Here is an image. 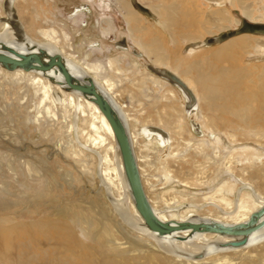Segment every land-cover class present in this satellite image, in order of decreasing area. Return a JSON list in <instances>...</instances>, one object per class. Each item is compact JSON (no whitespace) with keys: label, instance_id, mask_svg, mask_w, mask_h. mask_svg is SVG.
<instances>
[{"label":"rangeland","instance_id":"rangeland-1","mask_svg":"<svg viewBox=\"0 0 264 264\" xmlns=\"http://www.w3.org/2000/svg\"><path fill=\"white\" fill-rule=\"evenodd\" d=\"M162 1L15 0L13 7L25 34L49 42L42 30L55 31L59 50L78 63H100L102 70L97 76L111 78L115 83L113 93L124 102L131 118L130 128L141 132L135 143L136 154L142 158L145 190L160 211L176 219L189 213L233 222L238 213L237 203L238 209L239 202L245 201L255 211L259 205L255 192L259 190L264 196V133L260 135L237 125L232 129L237 133L235 139L223 125L221 131L209 132L207 116L220 124L219 113L207 111L203 101L196 111L186 113V98L181 90L152 68L170 70L171 67L178 72H188L190 83L197 90L195 72L191 73V68L194 66L196 70L203 60L215 63L216 58L211 54L221 45L203 41L223 31H234L245 20L264 24V0H242L245 9L253 12V20L242 14L239 0H217L223 4H212L209 0H164L166 7L177 10V27L183 26V32L187 33V38L178 37V40L169 36L162 18L150 9L151 4ZM137 5L144 7L149 16ZM218 8L226 9L230 16L220 29L207 20ZM130 10L138 14L137 25L141 27L133 34L134 39L139 36L147 50L131 38L124 17ZM7 18L9 2L0 0V32L7 27ZM240 34L248 36L249 53L236 56V67H243L245 72L264 65L263 53L256 51L261 45L257 43L258 37L264 34ZM152 40L162 45L161 50L157 48L164 56L162 63L154 61L157 50L148 48ZM195 40L200 43L193 47L191 43ZM120 43H125V48ZM110 59H115L114 65L117 64L120 71L112 69ZM251 72L254 78L257 74ZM250 75L244 74L245 84ZM153 76L159 77L160 83L152 80ZM16 79L4 67L0 71V221L8 218L15 221L14 224H26L59 214L67 216L66 221L71 223L74 232L88 244L97 245V242L90 237L84 239L81 221L88 232L92 230L93 236L102 234V226L108 222L119 233H125L131 242H141L136 237L137 231L132 230L134 226L120 221V212L115 209L127 195L120 179L111 180L101 174V152L113 139L102 130L101 134L108 136L106 145L98 148L87 141L88 133L95 132L92 122L99 125L100 119L95 120L89 107L83 115L73 105L65 104L61 94H54L53 101L43 100L38 85L27 76ZM220 115L228 121L235 120L231 114ZM180 117L184 127L177 133L173 125ZM164 123L173 127L166 129ZM154 124L166 129L163 132L170 141L165 145L158 135L148 131ZM114 165L117 166L116 158ZM220 193L231 200V206L222 201L212 203L210 196ZM166 198H172V203L168 205ZM128 206L132 214L130 204ZM121 223L133 231L132 236L123 231ZM145 247L140 250L154 249L159 253L155 247L148 244ZM106 249L103 251L111 252ZM244 251L227 253L237 262L247 258L248 253Z\"/></svg>","mask_w":264,"mask_h":264},{"label":"bare ground","instance_id":"bare-ground-1","mask_svg":"<svg viewBox=\"0 0 264 264\" xmlns=\"http://www.w3.org/2000/svg\"><path fill=\"white\" fill-rule=\"evenodd\" d=\"M14 1L15 0H8L9 19L7 18V27H5L4 31L0 32V41H6L12 46L18 48L20 51L29 50L32 48L30 46L31 44H36L40 47H46L49 51L60 52L61 50H59L57 40L54 38L55 31H49L46 29L42 30L43 35L48 38L49 42L38 41L25 34L22 29L23 25L21 26V22L15 18L13 7ZM209 1H211L212 4L215 2L218 4H223V1ZM135 2L136 1H134V3ZM164 3L165 1L163 0L161 3L158 2L156 4H151L150 9L154 12V14L158 13L157 15L162 18L163 22L165 23L164 27H166V29L169 31V36L172 37L173 40H178V37L187 38V33L183 32L184 27H177V19L179 18L177 10L166 7ZM239 3L240 8H243L242 14L248 17V20H253L254 17L251 15L253 12L245 9V7L242 5V0H239ZM137 7L146 16H149L147 10L144 7L139 5H137ZM130 11L126 12L124 17L127 19V24L132 36L131 38L134 39L136 36L133 34L139 31L141 27L137 25L139 22V19L136 18L138 14H136V12ZM208 16L210 17L207 18L208 22L219 29L221 28V25H223L224 21L230 20L228 11L223 8L213 10V13ZM18 34H22L23 38L21 37V39H18ZM261 34L263 35L264 33ZM215 37L218 39V36ZM263 37H258L259 41H257V43L261 42V45H258L256 51L258 53H263L264 55ZM247 39L248 36L246 34H238L220 41L217 40V43H221V45L215 48V51L211 54L214 56V58H216L215 63L212 61L203 60L201 66H196V70L194 66L191 68L190 72H195L194 75L198 85L197 90L192 87L190 83L191 75H189L188 72H178L175 70V68L171 67L170 70L169 68H163L165 70L164 75L168 76V73H171L172 77L168 76L170 79L169 80L167 77L161 76L174 86L178 87L182 94H184L186 98V104H188V106L185 108L186 113L191 114L196 111L198 104L203 101L205 109L214 114L219 113L217 116L221 120V122L219 121V124L213 122V119L215 118H210L207 116V126L209 128V132L217 133V131L227 128L228 135H230L233 139L237 137V133L232 132V129L236 125L254 133L258 132L260 135H263L264 133V65H256L252 68L253 72L257 74L253 78V73L251 72L252 70H247L244 72L243 67H236L235 64L237 55L249 53V46L246 44ZM207 40H204L203 43L209 44ZM134 41L143 47V43H141L143 41L139 36L137 39H134ZM199 43L200 41L198 42L195 40V42H192L191 44L193 46ZM120 44L121 47L125 48V44ZM148 48L151 51L157 50V48L161 50L162 45L160 42L152 40L148 45ZM160 50H157V53H155L156 55L154 61L156 63H162L164 59V56L160 55ZM65 57L68 59L69 66L75 76L80 77L87 73L92 75L96 79L99 86L103 88L104 92L110 96V99L113 102L114 107L117 109L119 115H122V117L125 119L129 134H131L132 143L136 154L135 143L137 141L138 135H140L141 132H133L134 130L132 131L130 128L129 120L131 118L125 111L124 102L120 97L118 98L113 93L115 83L111 81V78L105 77L101 79L97 76L99 70H102V65L100 63L96 64L91 62L82 64L78 63L67 55H65ZM114 60L110 59L108 63L112 69L114 68L115 70L120 71V67H118L117 64H115L116 66L114 65ZM223 62H227L230 65H224ZM154 68L157 69L158 67ZM2 70L3 68L0 65V71ZM11 74L12 76H16L18 80L24 78L25 76L32 79L34 83L38 85L37 87L42 93L41 98H43V100H46L47 98L52 100L54 94H61V101H63L65 104L73 105V108L80 110L83 115H86V109L89 107L92 110L93 116H95V120L97 118L100 119L99 125H97V122L95 123V121H93L92 124L90 123L95 132L92 134L88 133L89 135L87 141L90 142V145L92 144V146H97L99 148L107 144L108 136L113 139V143L105 147L102 151L103 153L101 152V174L106 175L111 180H113V178L114 180L116 178L120 179V182L123 185L127 195L125 197L126 199H123L122 202L115 206V209L117 210V213L118 211L120 212V221L131 224V227L132 225L134 226L132 230L137 231L136 237H138L141 242L135 240L131 242L125 233H119V231H117L114 226L110 227L108 222L102 226L104 227L102 228L103 230L101 229L102 234H100V232L99 234H95L96 236L90 234L92 230L88 232L87 226L83 224L84 222H79L84 239L90 237L94 242H97V245H91L88 244L86 240L84 241L80 239L81 237H79L76 232H74L71 223L66 221L65 217L67 216H59L58 214V216L55 218L46 217L40 221L26 224H14L15 221L7 218L0 221V264H264V227L259 229L257 232H254L249 237L248 242L243 246H239V248L225 246L224 244L226 242L234 239L236 240L238 238L221 233L218 234L203 231L193 233L192 230L185 229L172 234L160 236L157 232L151 231L146 226L143 217H141L139 212H137L135 209L134 199L132 192H130L127 178L124 173L122 156L119 152L115 135H113L109 121L107 120L106 116L103 115L101 110H99L98 106L89 98L80 94V92L66 91L62 86L49 79V77L52 75H54V77L57 79H61L62 76L59 73L54 74V72L51 71L45 74L40 72L25 71L22 69L11 71ZM244 74H251L250 76L252 79L250 78L248 84H245V81L243 80ZM173 76L178 78L180 82L175 83ZM153 79L157 84L160 83L159 77L153 76L152 80ZM244 85H246V88H243ZM221 113L231 114L235 120L228 121L227 118L225 119L220 115ZM222 125L223 128L221 129ZM151 126H149L148 131L154 135H158L157 137L165 145L170 141V138L166 136L163 131L174 126L175 132L179 133V130L184 127V120L180 117L178 122L176 121V124L173 126H167L166 123H164L163 126L166 127L165 130L164 127L160 125L154 124ZM102 130L108 136L101 134ZM196 130L198 131V129ZM136 157L138 160L140 173H142L141 155L139 156L136 154ZM115 158L117 160V166L114 165ZM142 177L144 178L143 173ZM258 191L255 192V195L256 198H259V207L264 204V196L258 193ZM210 198L212 199V203L222 201L231 206V200H229L223 194L219 196L216 194V196H210ZM149 199L154 211H156L159 217L171 222H181V220L198 221L200 219H213L233 224L247 220L250 214L254 211L250 208L247 202L241 201L239 202V209L237 203L236 210H238V213L236 214V220L233 222L215 217H196L194 214L189 213L180 219H176L174 217H168L165 211H160L150 196ZM171 199L172 198H166L164 200H166V203L169 205L172 203ZM129 204L132 208V214L127 210ZM121 226L123 227V231L132 236V230L126 228L122 223ZM147 244L151 247H155L159 253L153 251L154 249L151 251L147 249L140 250V248H146L145 246ZM259 247L262 249H259ZM104 248H107L111 252L108 253L103 251ZM240 250H246L248 253L247 258H242L237 262L231 260L227 252L236 253L240 252ZM163 251L165 252V255ZM246 252L244 254H246Z\"/></svg>","mask_w":264,"mask_h":264},{"label":"water","instance_id":"water-1","mask_svg":"<svg viewBox=\"0 0 264 264\" xmlns=\"http://www.w3.org/2000/svg\"><path fill=\"white\" fill-rule=\"evenodd\" d=\"M243 32L264 33V24L249 23L245 20L238 29H235L234 31L229 30L227 32H220L216 35L218 36V39H216V37L208 38L209 40L207 41L209 43H215L217 40L220 41ZM21 37L23 38L22 34L17 35L18 39H21ZM30 46L32 47L31 49L20 51L6 41H0V65L2 68L4 67L9 71L23 69L25 71L45 74L51 71H53L54 74L59 73L62 76L61 79L55 78L54 75L49 77V79L62 86L66 91L80 92V94L89 98L98 106L99 110H101L103 115L106 116L109 121L113 135H115V140L122 156L124 173L134 199L135 209L139 212L141 217H143L146 226L151 231L157 232L160 236L172 234L185 229H190L193 233L200 231L221 233L238 238L226 242L224 244L225 246L239 248V246H243L248 242L249 237L254 232H257L264 227V204L259 206L257 210L253 211L247 220L233 224L213 219L171 222L160 218L156 211H154L148 193L145 190L142 173H140L131 134H129L125 119L122 115H119L110 96L104 92L103 88L99 86L92 75L87 73L84 76H75L69 66L68 59H66L65 54L62 51H49L46 47H40L36 44H31ZM152 70L160 76L167 77L168 79V76L172 77L171 73H168L167 71L168 76H165V70L163 68H152ZM173 79L175 83L180 82V80L174 76Z\"/></svg>","mask_w":264,"mask_h":264},{"label":"crops","instance_id":"crops-1","mask_svg":"<svg viewBox=\"0 0 264 264\" xmlns=\"http://www.w3.org/2000/svg\"><path fill=\"white\" fill-rule=\"evenodd\" d=\"M119 1H120V0H119ZM122 6H123L124 10H126V9H125V6H124V3L122 4Z\"/></svg>","mask_w":264,"mask_h":264}]
</instances>
